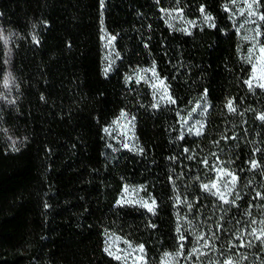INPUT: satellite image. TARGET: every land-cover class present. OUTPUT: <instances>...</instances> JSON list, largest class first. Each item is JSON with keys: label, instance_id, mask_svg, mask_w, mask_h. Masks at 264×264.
Listing matches in <instances>:
<instances>
[{"label": "trees", "instance_id": "obj_1", "mask_svg": "<svg viewBox=\"0 0 264 264\" xmlns=\"http://www.w3.org/2000/svg\"><path fill=\"white\" fill-rule=\"evenodd\" d=\"M232 1L0 0V264H127L105 251L109 233L143 245L148 264H159L180 249L177 224L188 257L195 245L188 221L206 238L217 221L223 227L209 241L216 251L203 249L206 256L185 264L237 251L243 264H264V246L246 233L253 247H228L239 243L238 230L264 221V89L245 84L249 44L230 18ZM260 8L264 15V0ZM167 10L212 19L184 33L166 24ZM104 29L120 57L107 76ZM150 66L174 104L153 108L149 89L132 80ZM200 99L203 132L184 133L181 114ZM229 100L236 111H228ZM124 110L136 118L139 150L109 156L105 129ZM213 166L238 176V208L201 191L217 177ZM126 185L144 186L155 211L119 203Z\"/></svg>", "mask_w": 264, "mask_h": 264}, {"label": "rangeland", "instance_id": "obj_2", "mask_svg": "<svg viewBox=\"0 0 264 264\" xmlns=\"http://www.w3.org/2000/svg\"><path fill=\"white\" fill-rule=\"evenodd\" d=\"M260 2L261 0H258L257 4H253V11L256 13V15H253L251 17H249L247 14V4L252 3V0H247V3L245 2V0H235V3H233L232 1L228 5L230 18L236 30L240 33L243 41L249 44V50L252 49L251 52L248 51L246 53L245 59L252 65V75L250 79L254 87H256L255 85L257 84V82L264 83V79H259L261 77H264V53L260 52V49L264 48V45H262L260 42L261 35H255L257 24H259L260 26L261 33V20H259V16L262 14ZM163 17L166 24L171 29L184 33H190L194 27L205 22L209 23V21H205V19H189L182 13L181 10L164 11ZM113 37L114 36L108 33L105 29L103 30V70L105 73V69H109L107 75L115 70L120 59L115 46V37L114 39H112ZM253 65H255V68H253ZM152 69H154L155 75H153ZM137 79H139V83H137ZM132 80H134V82H136L137 84H142L149 89L153 96L155 104L157 102H159V104L169 103L166 98L161 99V92L164 88L167 89V94L171 96L169 87L166 84L165 79L159 76L153 66L139 68L138 70H136V72H134ZM160 81L164 82L163 85L160 84ZM153 84L156 85L155 88L152 86ZM205 108L207 109V102L204 99H200L192 103L182 112L181 123L184 133L189 134L188 129L192 125L196 124L197 121L200 122V124L197 125V128L202 125L204 129L206 116V111H204ZM193 109H196V111H193ZM122 112L124 113L123 116L121 115ZM122 112L106 127V129H108V131H105L107 141V155L109 156L117 155L123 150L132 152H136L139 150V142L136 134V118L132 113L128 111L124 110ZM185 121L187 123H185ZM125 144H127V147H124ZM231 173L237 177L236 184L233 189L234 191L238 183V176L233 172ZM217 179L218 177H216L214 181H216ZM153 200L155 201V199L151 195H148L146 193L144 186L126 185L120 195L119 203L137 205L148 210V208L144 207L143 205L147 203L149 206H152ZM156 205L157 204L155 201L153 211H155ZM140 246L141 245H137L130 241H127L119 235L111 233L108 234L106 240V249H108L107 253L109 254V252H111L112 255L110 256L115 259L116 257H120V259L117 260L123 261L127 264H148L146 251L143 247V252H141ZM179 251L180 249L165 253L162 256L159 264H185L188 258L184 255V251L183 255H177Z\"/></svg>", "mask_w": 264, "mask_h": 264}, {"label": "snow or ice", "instance_id": "obj_3", "mask_svg": "<svg viewBox=\"0 0 264 264\" xmlns=\"http://www.w3.org/2000/svg\"><path fill=\"white\" fill-rule=\"evenodd\" d=\"M245 2L247 3V0H245ZM101 3H103V0H101ZM233 3H235V0H233ZM258 0H252V3H248L247 7H248V16L251 17L253 15H256V13L253 11V4H257ZM163 11V9H162ZM204 9L203 7H201V12L203 13ZM205 21H209L212 19L211 16H205L204 17ZM259 20L264 21V15H260L259 16ZM255 23V21H254ZM210 27H214V25H209ZM255 35L259 36L261 35L260 33V26L259 24H257L256 29H255ZM33 41H36V37L33 36L32 37ZM114 39V37L112 38ZM38 42V41H37ZM147 46V45H145ZM250 52L252 51V49L249 50ZM261 53H264V48L260 49ZM253 68H255V65H253ZM109 69L106 68L105 69V75L107 76ZM153 71V75H155V71L154 69H152ZM131 77H126V80H130ZM259 79H264V77H261ZM139 79H137V83H139ZM10 81L6 80L5 81V87L9 86ZM163 81H160V84L163 85ZM245 84L248 85L249 89L253 88V84L251 82V79L248 81H245ZM154 88L156 87L155 84L152 85ZM256 87L260 88V89H264V83L261 82H257V84L255 85ZM207 94V92L205 91V95ZM155 95V93H154ZM167 99V101L169 103L174 104L176 101L173 100L171 98V96H169L167 94V89L164 88L163 91L161 92V99ZM233 105V101L229 100L228 104H227V108L229 112H233L236 111V109L232 106ZM153 108H157L159 107V102H157L156 104L152 105ZM193 111H196V109H193ZM204 111H207V109L205 108ZM121 115L123 116L124 113L122 112ZM261 120H264V115H261L259 117ZM134 119V118H133ZM185 123H187L185 121ZM200 122L197 121L196 124L192 125L189 129H188V133L190 135L194 134V135H201L202 134V130H203V126L201 125L199 128H197V125H199ZM105 131H108V129H105ZM181 139L183 138V133L181 134ZM124 147H127V144L124 145ZM13 150L16 151L18 149L15 148V146H13ZM185 152L188 151L187 148L184 149ZM256 151H260L259 149H257ZM189 159H192L191 156L188 157ZM205 165L208 164V161L205 159L203 162ZM250 167L252 169H256L259 168L260 165L259 163L255 160L252 159L250 162ZM212 171H215L217 173V177L218 179L216 181H212L210 184H201L200 185V189L201 191H206L209 192L212 196L216 197L217 200L219 201L221 207L223 205H230L233 207H239L236 204L237 200H240L241 197L239 196V194H235V196L233 197V189L235 187L236 184V180L237 177L235 175H233L231 172H228L226 169L223 168H216L215 166H213ZM230 197H232L230 199ZM256 197H261V194L259 192L256 193ZM177 203H185L188 206L189 211H191L192 205L191 203H189L187 200L184 201H180L179 198H177ZM154 205H155V201H152V206H149L147 203H145L143 206L148 208V211L152 212L154 210ZM251 207V205H250ZM228 209H224L225 212H227ZM246 215H251V212H247ZM179 219V217H178ZM224 217H220V220H223ZM237 223H240L239 221H237ZM262 226L257 228V227H251L250 230L248 228L245 229H241L238 230L236 233H234V237L236 241H239V243H235L230 241L228 244L229 249H240V248H251L253 247V240L254 241H258L260 243V245L264 246V221H260L259 222ZM251 225H255L257 224L256 220H252L250 222ZM188 225L189 228L191 229V233L193 235V237L195 238V245L191 248V250L188 252V257L187 258H191L193 256L196 257V259L199 261L201 257L206 256L208 253L203 251V249H209V251H216L214 245L210 246L209 241H215L217 239H219V236L217 235V232H220L222 230V224L217 221L216 222V230L217 232L212 233L211 236H208L207 238L205 237V235L203 233H196L195 228L192 227V223L191 221H188ZM153 227H155V225H153ZM176 231L177 233H180L179 235V240L181 241L180 243V251L177 253V255H183V249H184V243L183 241L185 240V235L183 233H181V227L179 224H177L176 227ZM245 233L252 237L253 240H249L247 242H245L244 240V235ZM201 241H203V243H201ZM105 251H108V249H105ZM140 251L143 252V245L140 246ZM109 255H112L111 252H109ZM167 255V254H166ZM224 253H221V256H223ZM116 259H120V257H116ZM247 257L244 256L242 253H240L239 251H237V253L234 256H228L226 259L224 260H217V261H210L209 264H243V261L246 260Z\"/></svg>", "mask_w": 264, "mask_h": 264}]
</instances>
